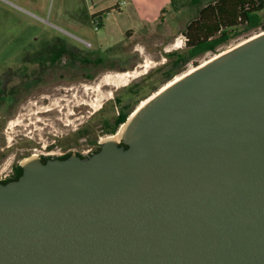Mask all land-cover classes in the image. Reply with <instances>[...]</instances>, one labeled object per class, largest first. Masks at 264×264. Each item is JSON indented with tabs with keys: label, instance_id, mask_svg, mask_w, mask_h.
Instances as JSON below:
<instances>
[{
	"label": "water",
	"instance_id": "water-1",
	"mask_svg": "<svg viewBox=\"0 0 264 264\" xmlns=\"http://www.w3.org/2000/svg\"><path fill=\"white\" fill-rule=\"evenodd\" d=\"M194 68L126 147L0 183V264H264V30Z\"/></svg>",
	"mask_w": 264,
	"mask_h": 264
},
{
	"label": "rangeland",
	"instance_id": "rangeland-1",
	"mask_svg": "<svg viewBox=\"0 0 264 264\" xmlns=\"http://www.w3.org/2000/svg\"><path fill=\"white\" fill-rule=\"evenodd\" d=\"M93 3L97 5L93 7L91 0H0V82L6 84L0 94V179L10 174L11 164L17 161L93 148L83 146L84 139L98 133L101 143L109 136L101 133L100 121L116 114L119 107L113 102L130 85L140 81L150 91L139 101L125 98L124 104L131 103L132 109L126 119L172 80L260 32L241 28L214 51L190 60L181 33L204 2L173 0L164 18L159 17V0ZM102 8L107 9L103 23L94 29L88 14ZM154 15L158 16L153 20ZM33 32L35 41L30 39ZM54 36L103 62L86 64L69 57L49 67L23 62L31 49ZM125 72L132 76L125 77ZM12 76L27 77L21 97L19 87L16 95L6 96L10 86L20 82ZM21 151L27 153L22 159Z\"/></svg>",
	"mask_w": 264,
	"mask_h": 264
},
{
	"label": "trees",
	"instance_id": "trees-1",
	"mask_svg": "<svg viewBox=\"0 0 264 264\" xmlns=\"http://www.w3.org/2000/svg\"><path fill=\"white\" fill-rule=\"evenodd\" d=\"M192 4L204 2L197 10L196 16L191 19L181 33L184 36V48L188 59H193L197 55L214 51L220 45L229 41L239 33L241 28L246 30H264V0H190ZM173 0H169L159 12V17L164 18L170 9ZM90 19H97L99 26L102 25L100 14L90 16ZM36 33H32L30 39L35 41ZM30 52V53H29ZM22 58L23 62L36 63L41 67H49L58 62L62 57H69L80 63L98 64L103 62V58H91L76 45L70 44L60 36H54L44 41L36 49H31ZM181 60L184 56L180 55ZM144 78V77H143ZM141 78V79H143ZM140 82V81H139ZM139 82L126 88L125 93L116 96L114 106L119 107L116 114L104 118L100 121L101 133L113 135L117 128L125 122L132 111L128 104H124L125 98L139 101L146 97L150 91L145 84ZM68 156L54 157L65 159ZM53 158V157H52ZM49 157H42L41 162H45ZM21 172L11 178L0 180L6 183L16 180Z\"/></svg>",
	"mask_w": 264,
	"mask_h": 264
},
{
	"label": "flooded vegetation",
	"instance_id": "flooded-vegetation-1",
	"mask_svg": "<svg viewBox=\"0 0 264 264\" xmlns=\"http://www.w3.org/2000/svg\"><path fill=\"white\" fill-rule=\"evenodd\" d=\"M16 77H19L20 82L18 84H12L10 86L11 88L9 89V92L10 93H8V95H6V96L13 97V95H16L17 94L16 92L18 90V87H19V91H20V95H19L20 97L26 91V88H27V77L26 76H12V78H16ZM3 85H6L5 84V81H4V84H2L0 82V94L3 93V90H4L3 89ZM4 97H5V95H4ZM19 98H17L15 100V102H17L19 100ZM112 136L113 135L108 136L106 139L112 138ZM89 137H90V134H87V139H84L85 141H87V143L84 144L83 146H86V145L91 144L94 147L93 148H88L87 150H82L84 152H80V151L79 152L78 151L77 152H69V151H67V152H63L59 156H47V155L46 156H38L36 154L35 155L40 160H41L42 157H49V158H52L53 157L54 158V157H61V156H69L71 154H75V155H77V156H79L81 158H87L90 155H92L93 153L97 152L99 150V148H100V142L98 141V139H99L100 136L98 135V133L97 134H93L92 135V138H89ZM120 140H121V138H119L116 141L119 142V145H123L124 147H126V145L123 144L122 141L120 142ZM19 154L21 155V159L24 158L27 155V153L26 152H23V151H21ZM20 172H22V163L19 162V161L14 162L10 166V174H8L7 177H5L4 179H8V178L14 177V176L18 175ZM4 179H0V180H4Z\"/></svg>",
	"mask_w": 264,
	"mask_h": 264
},
{
	"label": "bare ground",
	"instance_id": "bare-ground-1",
	"mask_svg": "<svg viewBox=\"0 0 264 264\" xmlns=\"http://www.w3.org/2000/svg\"><path fill=\"white\" fill-rule=\"evenodd\" d=\"M176 45V44H175ZM228 51V50H227ZM227 51H223V52H221V53H219L218 55H215L214 57H212L211 59H209V60H212L213 58H216L217 56H219V55H221V54H224L225 52H227ZM209 60L208 61H205L204 63H202L201 65H199V66H202L203 64H206L207 62H209ZM144 66V65H143ZM193 70H195V68L193 69ZM193 70H191V71H189L188 73H190V72H192ZM130 72V71H129ZM129 72H125L124 73V76L126 77V76H128V77H130V76H132ZM188 73H186V74H188ZM186 74H183L182 76H180V77H178V78H176V79H174V80H172L171 82H169L167 85H165L160 91H158L156 94H154L153 96H151L150 98H148L147 100H145L144 102H142V104L141 105H139V107L137 108V110L129 117V118H131L132 116H134V114L138 111V110H140L143 106H145L152 98H154L157 94H159L160 92H162L163 90H165L167 87H169L170 85H172L174 82H176L177 80H179L180 78H182L183 76H185ZM123 76V75H122ZM125 124H123V125H121L120 126V128H119V130L112 136V138H109L110 140H113L114 142H117L116 140H118L119 138H121V134H122V128H123V126H124Z\"/></svg>",
	"mask_w": 264,
	"mask_h": 264
},
{
	"label": "crops",
	"instance_id": "crops-1",
	"mask_svg": "<svg viewBox=\"0 0 264 264\" xmlns=\"http://www.w3.org/2000/svg\"><path fill=\"white\" fill-rule=\"evenodd\" d=\"M101 0H91V3H92V6L93 7H95L96 5H97V3H93V2H100ZM161 3H160V5H158V6H160L159 8L161 9L166 3H168L169 2V0H159ZM91 5V4H90ZM116 10H119V8H120V6L118 5V4H116L115 5V7H114ZM160 9H159V12H160ZM104 10H107V9H98L97 11H90V13L88 14L89 15V17L90 16H92V15H97V14H100V18H101V22H102V15L104 14ZM132 11V13H133V15L135 16V17H137V14H136V10H131ZM107 12V11H106ZM157 16L158 15H154V17H153V20L154 19H156L157 18ZM103 23V22H102ZM126 31V30H125ZM124 31V32H125Z\"/></svg>",
	"mask_w": 264,
	"mask_h": 264
},
{
	"label": "built area",
	"instance_id": "built-area-1",
	"mask_svg": "<svg viewBox=\"0 0 264 264\" xmlns=\"http://www.w3.org/2000/svg\"><path fill=\"white\" fill-rule=\"evenodd\" d=\"M91 23H92L94 29H98V27H99V21H98L97 19H93V20H91ZM82 42H83L85 45H89V43L86 42V41H82Z\"/></svg>",
	"mask_w": 264,
	"mask_h": 264
}]
</instances>
